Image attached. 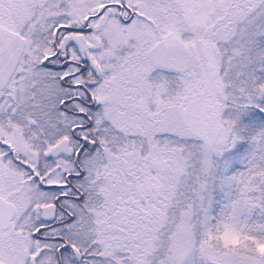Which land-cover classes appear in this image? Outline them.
I'll list each match as a JSON object with an SVG mask.
<instances>
[{"label":"snow or ice","instance_id":"obj_1","mask_svg":"<svg viewBox=\"0 0 264 264\" xmlns=\"http://www.w3.org/2000/svg\"><path fill=\"white\" fill-rule=\"evenodd\" d=\"M0 264H264V0H0Z\"/></svg>","mask_w":264,"mask_h":264}]
</instances>
